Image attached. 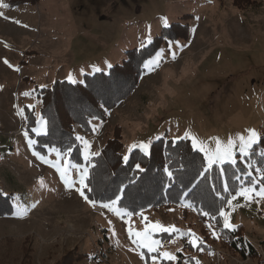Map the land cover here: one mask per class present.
<instances>
[{
	"label": "rangeland",
	"instance_id": "obj_1",
	"mask_svg": "<svg viewBox=\"0 0 264 264\" xmlns=\"http://www.w3.org/2000/svg\"><path fill=\"white\" fill-rule=\"evenodd\" d=\"M11 1L15 0H2L10 7L0 9L4 13L0 17V191L7 193L9 211L0 212L10 213L0 216V264H56L61 259L67 262L69 253L73 264H92L94 249L102 246L107 254L102 264H152L151 255L158 253L129 251L135 245L123 219L99 205L101 210L90 206L74 188L64 186L55 168L33 156L34 145L29 148L24 136L25 109L35 105L34 114L39 113L37 93L52 82L76 83L84 75L106 73L125 59L127 51L141 48L147 37L152 41L172 24H187L188 38L176 40L186 46L173 48L174 61L168 41L163 42L158 49H165L162 66L152 73L143 71L127 99L107 110L104 120H91L90 132L74 123V136L84 137L91 145L89 151L100 153L118 128L123 157L133 143L151 140L152 144L158 135L173 140L186 130L210 148L215 147L212 137L226 142L237 133L246 135L248 128L263 136L264 0ZM20 109L23 116L17 114ZM43 156L56 159L54 153ZM69 171L75 179V171ZM40 180L45 187L39 186ZM11 196L19 197L25 206L38 203L25 217L15 218ZM237 202L243 203V198ZM143 215L153 223L191 230L212 248L200 252L187 244L186 237L171 243L170 234L154 233L153 238L162 243L159 251L178 257L175 261L161 258L158 264H185L186 260L188 264L194 260L263 264L264 201L260 210L252 204L231 213V222L240 227L232 234L235 250L214 239L211 233L217 230L209 229L194 208H148ZM130 222L142 230L141 217L133 216ZM247 243L256 258L247 254ZM177 248L182 251L176 252Z\"/></svg>",
	"mask_w": 264,
	"mask_h": 264
},
{
	"label": "trees",
	"instance_id": "obj_2",
	"mask_svg": "<svg viewBox=\"0 0 264 264\" xmlns=\"http://www.w3.org/2000/svg\"><path fill=\"white\" fill-rule=\"evenodd\" d=\"M25 0H15L10 3H22ZM237 3L236 0H233ZM188 38V25L172 24L164 28L161 34L154 38L145 48L132 49L126 52L125 59L120 64L113 65L106 73L97 72L92 75H84L83 83L68 82L57 80L37 93L41 105L39 113L49 120L48 132L46 135H35L31 129L35 126V114L33 110L25 109L26 132L29 137L37 141L34 150L41 155L47 154L45 145L65 148L70 142H74L76 147L73 149L69 160L75 163H83L80 155L81 145L75 141L73 134V124L77 123L86 131H91V124L88 122L95 116L97 120L105 119V109L111 110L114 106L127 99L137 88L141 74L144 69L143 61L154 55L161 47L163 42L186 40ZM103 105V107H101ZM120 129H116L113 138L109 139L98 157L93 161L97 167L92 172L91 187L95 191L89 195L93 198L107 202L109 197L117 194L121 186L127 189L126 194H122V199L118 207L135 209L143 211L145 209L169 208L180 205V197L183 192L192 186L190 182H196L197 173L202 171L203 154L194 151L191 148L189 140H179L176 145H172L171 140H156L149 148V155L134 149L128 154V161L123 160L120 153ZM264 139V134L262 136ZM254 152L251 156L243 160L237 159V166L224 165L227 169V176L232 177L233 172L240 174L238 169H244L249 160L254 162V167H264V157L257 155L261 149H264V143L254 145ZM139 163L143 172L135 170V165ZM168 165L173 172V178L169 181L164 172V166ZM254 171L253 169H248ZM255 174V173H254ZM211 179L204 180L200 178L199 187L196 189V195L189 196L187 199L193 200L195 210L205 224H208V218L200 215L198 209L206 208L212 210L219 207L220 201L212 192V188H220L221 183L217 179L218 170L210 172ZM242 179L247 182V177ZM132 181V182H130ZM228 183L233 188L239 185L238 181L228 179ZM223 195L227 196V193ZM5 197V198H3ZM6 196H0L3 199L0 202V211H8L6 205L8 201ZM9 212V211H8ZM9 216L10 213L0 212V216ZM217 230L219 238L223 240L224 247H230L235 250L236 240H233L232 233L224 229L222 222H211ZM238 226L236 231H239ZM218 239V238H214ZM238 240L240 238H237ZM205 249H212L204 245ZM247 254L256 258L254 248L247 243ZM264 248V241H263ZM244 255V249L239 250ZM243 253V254H242ZM70 254V253H69ZM68 254V255H69ZM68 261L59 260L56 264H73L72 258ZM65 257V256H64ZM264 264V260L261 262Z\"/></svg>",
	"mask_w": 264,
	"mask_h": 264
},
{
	"label": "snow or ice",
	"instance_id": "obj_3",
	"mask_svg": "<svg viewBox=\"0 0 264 264\" xmlns=\"http://www.w3.org/2000/svg\"><path fill=\"white\" fill-rule=\"evenodd\" d=\"M9 7L10 5L8 3H4L2 2V0H0V9H7ZM3 16L4 13L0 12V17ZM15 22L20 23L19 21ZM166 23L167 21H165V24ZM192 31H194V29ZM150 43L151 37L149 36L141 44V48H145L146 45ZM185 46L186 45H181L179 41L169 40L167 42V50L170 58L174 61L177 56V53L176 51H173V48L178 49ZM164 55L165 49L162 48L156 51L154 55H151L150 58L145 59L142 65L144 71L152 73L159 69L164 62ZM4 63L8 64V61L5 60ZM9 66L11 67V65ZM68 79L72 80L73 78L71 75H69ZM81 83H83V81H81ZM41 87L44 86L41 85ZM23 95L28 96L31 95V93L25 92L23 93ZM101 107H103V105H101ZM28 108L29 110H33L35 108V105H29ZM105 111H107V109H105ZM17 114L23 116V109L18 110ZM25 119H27V117H25ZM95 119L96 117L93 116L92 120ZM49 123V120H47L44 116H42L40 113H36L35 126L32 127L31 131L37 136H40L42 134L46 135L48 132ZM88 123L91 124V120ZM92 130L95 131V127H93ZM244 131L246 132V135L237 133L234 138L232 136H229L226 142H222L219 138L212 137L211 139L215 144L214 148L208 147V145L204 141L197 140L196 137L192 136L191 133L187 130L184 132L182 137L177 136L170 142L172 145H176L177 141L179 140H189L191 142V148L194 151L203 153V170L197 173L196 182H190L192 186L188 188L187 191L183 192L182 196L180 197L181 207L195 208L193 200L187 198L189 196L194 197L196 195V189L199 187L200 178L209 180L211 179L209 173L218 170L217 179L221 183V187H213L212 192H214L215 196L220 201L219 207L212 210L206 208L198 209L200 215L208 218V221H210L207 224V227L209 229H213V224L211 222H222V226L224 229H227L229 233H235L238 225H235L231 222V213L237 208L250 207L252 204H256L257 210H260L261 202L264 201V167H254V162L249 160L244 169H238L240 174H237V172H233L231 178L227 176V169L223 167L224 165L238 167L237 152L239 153V157L241 158V160H243L244 158L249 157L253 154L254 145H257L258 143H264L262 134L256 129L248 128ZM24 136L29 148H32L33 145L37 143L36 140L28 137L27 132L24 133ZM155 139L161 140V136L158 135L155 137ZM75 141H78L83 145V148L80 150V155L82 156L84 161L83 163H75L67 159V157L71 156L73 149L76 147V144L74 142H70L63 149L61 147L45 145V148L47 149V152L49 154H55V161H49L46 156L41 155L39 152H33V156L46 164H50L51 167L55 168L64 186L68 189L74 188V190L90 206L96 207L97 205H99L102 209L109 210L114 215L123 219L124 223L127 225L126 231L128 234V238L131 243L135 245V247L130 248L129 251L147 249V252L149 254L158 253V255H151L152 264H158V261L161 258L168 261H175L176 259H178L175 253L168 251H159V249L162 247V243L160 239L153 238L154 233L170 234L168 239L171 243H175L177 239L186 237L187 244L192 248H195L200 252H204L206 250L203 240L200 237L196 236L195 233L191 232V230L185 232L176 228L174 225L165 226L159 221L153 223L147 220V217L143 215L142 210L136 211L135 209L118 207V203L122 199V194H126L127 192L125 186H121L117 190V194H114L113 197H109L107 199V202L97 200L89 195L95 191V189L90 186L91 179L93 178L91 170L97 167V165L93 161V158L98 157L100 153L89 151L91 145L82 136L77 135L75 137ZM150 145L151 140L147 143H133L129 146V151H131L133 148H139L144 153V155H149ZM256 154L264 157V149H261ZM62 159L63 165L61 164ZM128 159L129 157L127 155L123 157V160L125 162H127ZM69 169L75 171V179L71 177ZM248 169H253L254 171H249ZM135 170L138 172L144 171L139 163L135 165ZM164 172L167 175L169 181H171L174 174L170 170L168 165L164 166ZM242 176L247 177V182L242 179ZM228 179H231L234 182L238 181L239 185L233 188V186L228 183ZM38 183L41 188L45 187L43 180L38 181ZM224 193H227V196L223 195ZM6 195L7 193L0 191V196ZM238 198H243V203H238ZM10 199L13 202L11 215L15 218L25 217L28 214L29 210L35 208L36 203H38L37 201L36 203L25 206L19 203L20 198L17 196H11ZM169 211H172V209H169ZM133 216H139L142 218V230H136V228L130 222ZM108 223L109 225H111V221H109ZM109 231L113 236L116 235L115 231L111 227H109ZM211 234L214 238H219L218 233L214 229L212 230ZM180 251H182L181 248L176 249V252ZM209 254L211 255L212 253L209 252ZM140 258L142 260L145 259L143 253H140ZM185 264H188L187 260L185 261ZM194 264H200V261L194 260Z\"/></svg>",
	"mask_w": 264,
	"mask_h": 264
},
{
	"label": "built area",
	"instance_id": "obj_4",
	"mask_svg": "<svg viewBox=\"0 0 264 264\" xmlns=\"http://www.w3.org/2000/svg\"><path fill=\"white\" fill-rule=\"evenodd\" d=\"M96 208L101 210V208H98V207H96ZM244 246L242 249H244ZM91 259H92V264H102V263L107 262V254H106V250H105L104 246L96 247L94 249L93 254L91 255Z\"/></svg>",
	"mask_w": 264,
	"mask_h": 264
}]
</instances>
